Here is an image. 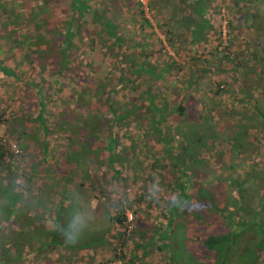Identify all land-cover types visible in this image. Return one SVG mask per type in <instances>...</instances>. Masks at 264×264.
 Returning <instances> with one entry per match:
<instances>
[{"label":"rangeland","instance_id":"374dc122","mask_svg":"<svg viewBox=\"0 0 264 264\" xmlns=\"http://www.w3.org/2000/svg\"><path fill=\"white\" fill-rule=\"evenodd\" d=\"M33 1L0 0V9L27 14ZM42 1L35 9H43L41 13L52 30L66 23L68 9H75L74 0ZM76 1L90 9H104L113 17V32L120 37L113 59H121L118 65L111 62L112 58L100 65L80 64L83 54L78 44L83 42L91 48L105 39L100 46L106 48L112 38L90 18L79 19L84 36L73 40L72 69L56 89L53 86L60 82L55 78L58 34L45 31L44 26L33 29L32 24L7 19L5 12L0 15V67L7 65L15 72V76L0 73V136L14 140L20 154H12V160L0 168V184H5L0 189V264H95L119 251L132 256L135 264H217L216 257L190 236L194 232L202 236L214 229L211 219L215 221L218 213L213 207H223L225 212L236 207L238 186L232 178L238 182L245 177L240 184L242 212L260 222V236L264 238V203L259 207L264 198V34L257 33L264 28V0H234L233 9L238 10H233L232 22L220 9V16L214 18L220 38L218 45L211 47L214 54H207L208 46L190 54L180 44L175 54L180 61L171 60L167 53L173 47L158 50L149 46L153 38L169 44L167 34L156 24L155 34L140 28L129 0ZM158 2L165 7V0ZM144 6L145 16L155 21L154 13ZM246 21L250 26L243 24ZM231 29L233 43H228L226 35ZM88 33L93 37L91 42ZM144 44L148 45L144 48ZM35 47H43L37 51L46 56L36 66L30 59L34 52L28 51ZM112 54L106 52L104 59ZM155 67H166V71ZM86 79L100 84V89L83 84ZM33 83L45 95L42 114L46 134L36 119L39 94ZM104 88L105 92L114 89L111 98L118 111L142 101L141 107L136 113L126 112V116L121 112L120 121L112 122L98 96ZM148 92L153 104L159 106V119L149 114L153 111L139 114L149 101ZM78 93L82 96L77 97ZM151 104L149 109L153 110ZM178 104L184 106L181 114L175 109ZM153 117L158 122L150 126ZM70 124L74 133L66 137ZM155 126L162 130L164 140L157 138ZM111 133L116 135L113 150L117 156L109 163ZM43 141L47 148H42ZM165 147L178 156V162L188 164L189 194L171 221L168 215L171 202L176 200L178 180L173 162L177 160L164 153ZM114 167L119 170L116 176L111 175ZM218 179L220 188L226 189L223 193L212 188ZM13 181L23 182V186L16 193L17 206L9 209V192L13 193L9 184ZM38 183L41 185L36 186ZM200 187L209 189L214 198L212 206L206 203L203 192L197 193ZM200 199L205 208L209 207L205 215L212 212L208 219L202 220L204 215L200 216L192 203ZM118 201H123L125 218L112 223L109 215L116 212L114 203ZM58 205L63 207L60 215L71 242L101 236L104 241L76 251L70 261L61 260L62 246L48 244ZM254 229L250 226L244 231L241 246L249 238H259ZM252 251L254 243L243 252L233 250L224 264H244ZM256 257L252 264H264V242ZM109 263L121 264L117 259Z\"/></svg>","mask_w":264,"mask_h":264},{"label":"trees","instance_id":"16d2710c","mask_svg":"<svg viewBox=\"0 0 264 264\" xmlns=\"http://www.w3.org/2000/svg\"><path fill=\"white\" fill-rule=\"evenodd\" d=\"M76 2H73V6L75 7V9H68L69 12L66 13V23L63 24V26H61V28L56 27L53 30L49 28V25L46 24L48 23L47 20H45V16L41 13V11H43V9H35L37 7H40L44 2L42 0H36L33 1V7H30V11L27 12V14H23L20 11H15L14 9H0V15L5 12L4 14L7 16V19H9L8 17H13L14 19H18L19 22H23L25 25H33V29L36 27H41L44 26L45 31H52L55 34H58L57 37L59 36V47H58V52H55V54H58V59L55 60V62H57V66H56V71H57V77H55L57 79V81H60L59 83H55V85L53 86L54 89L58 88L61 86L62 82H65L64 79H66V73L71 71L72 69V65H71V55H73V48L71 47V45L73 44V40L75 41L76 38L78 37H83V31H81V25L78 24V20L82 19V18H90L93 22L98 23L100 26H102L103 31H106V34H108L112 40L111 43H107V47L103 48L102 43L105 40L99 41L98 45L94 44V46L92 45L91 48H86L88 47V45H85L83 42L77 45L78 48H82V54L83 56L81 57V61L83 66H85L86 63L89 62V65H92V63H96V64H103L104 62H109L112 58V63L114 65H118L120 62V57L113 59V55L116 54V51H114V47L115 45H118L119 41H120V37L118 35L115 34V32H113V29L115 27V23L113 21V17L110 14H106L104 9H100V11H98L99 9H90V7H88L87 5H82L81 2H77L76 0H74ZM42 2V4H41ZM133 3V5L137 8L136 11L138 13H140L141 15L144 13V9L142 8V3L139 2V0H135V1H131ZM149 3L150 1L147 0L146 1V6H148V9L150 10L149 7ZM79 4L80 7H78L77 5ZM140 4V5H139ZM264 5V3H263ZM147 9V10H148ZM8 11V12H7ZM52 11H50L51 13ZM40 13V14H39ZM39 14V15H38ZM253 14V13H252ZM55 15V14H52ZM44 19V20H43ZM251 21V20H250ZM46 24V25H45ZM245 26H250L249 22L246 21L243 23ZM91 31V30H89ZM257 33H261L264 34V28L261 30V28H259V31ZM62 34V37H61ZM92 35L90 33H88V40L91 42V40H93V37H91ZM14 38V36H13ZM15 40V38H14ZM119 40V41H118ZM93 43V42H92ZM90 44V43H89ZM51 46V45H50ZM97 46V47H96ZM44 49L43 47H35V49H31L29 48L28 51H32L34 52L33 55H31L30 59L31 62L36 66V64L38 65L41 61V64L44 62L45 57L46 56H41L42 53H40L39 49ZM37 51V52H35ZM263 51H264V47H263ZM42 52L44 53V50H42ZM106 52H111L113 53L112 55H109L108 57H106V59H104V54ZM46 53V52H45ZM48 54V53H47ZM94 55V56H92ZM259 57L262 58L263 55H258ZM93 59V61H90V59ZM257 61V58H255ZM105 64V63H104ZM40 66V65H39ZM164 68L166 67H162V69L160 68L159 70L162 71H166V69L164 70ZM123 71V70H122ZM121 71V72H122ZM124 75V74H121ZM86 79L84 80L83 84L87 85L88 87L91 88L90 86V82ZM34 86H36L35 88L38 91L39 94V104L40 106L43 108L46 104H45V95L44 92L41 91L40 89H38L39 86L36 85V83H33ZM93 85L96 90L97 88H99V86H101L100 84H91ZM94 88V90H95ZM103 90V89H102ZM217 90V89H215ZM105 88L103 93H98V96L101 98L102 100V104L103 106L109 111L110 116L109 118L112 120V122H116V121H120L119 117H121V112L123 113H136L134 112L136 109H139L138 106L141 107V103L139 104H132L129 108H124L123 111H118L114 105H113V99L111 98V95L114 93V89L109 88L107 90V92H105ZM95 93V92H94ZM103 94H106V96L104 97ZM146 94V92H145ZM82 96L81 93H78L77 97ZM147 96H150L149 101H144L147 102V104H144V109H142L141 112H139V114H143L147 113L148 111H153L152 113H149L150 115H154L157 119L161 118L162 115H159V106L156 104H153L154 99L151 98V94L148 92ZM152 102V104H151ZM150 104L154 106V108H152L153 110L149 109L150 108ZM136 106V108L134 109L133 107ZM175 109L177 110V112L179 114L182 113L184 106L183 105H177L175 106ZM137 111V110H136ZM42 110H39V114L36 115V119L39 121H43L42 118ZM144 112V113H143ZM124 114L125 116L128 114ZM1 115V112H0ZM153 121H157L154 119H150L149 124L151 126V124L153 125ZM84 122V121H83ZM158 122V121H157ZM81 124V123H80ZM72 124L68 125L69 126V132H67L68 136H70L71 134L74 133L73 128L71 126ZM110 125V124H108ZM84 127L83 123H82V127H78L80 130ZM111 128V125L109 126ZM78 128L75 129V131H78ZM42 130H43V134H46L48 132V128L46 125H42ZM66 130V129H65ZM262 129H260L261 131ZM73 131V132H71ZM94 131V130H93ZM155 131L157 133V138L160 140H164L163 139V133L162 130L160 129V127L155 126ZM88 132V131H87ZM116 135H114V137H112V133L110 134V147H109V151H108V160L109 163H112L115 159L114 156L116 157L117 155L114 153L113 147H114V138ZM43 144L45 145L44 147H42L43 149L46 147L47 148V143L43 141ZM108 144L106 145V147H108ZM163 150H165L164 153L170 155V159H175L177 160L176 162H173L175 164L176 169L175 170L177 172V177L178 180L176 182V200L171 204H170V210H169V221H171V215L174 214H178L180 212L179 209V205L182 203V200L186 198V196H188L189 192H187L188 188V180H187V170L186 168L188 167V164H184L183 161H179V159H176V157L178 156H173L170 153V149L168 147H165ZM234 153V151H233ZM19 154V153H18ZM17 154V155H18ZM20 155V154H19ZM13 157V155L10 153V151L7 150V148L5 147V145L0 142V168H5L6 164H7V160H12L11 158ZM172 163V164H173ZM189 171V170H188ZM119 173L118 169H113L112 171V176H116ZM223 179V177L221 178ZM221 179H218L217 182H215L212 186V188L214 189H219L220 185H221ZM30 180V177L28 179V181ZM231 182L235 185H237L238 187L236 188V199L234 201L235 206L234 209L233 207L231 209H229V211L225 212V208L223 207H213V209L215 210V212H217V219L214 221V219L212 220V223L214 224V229L208 232H206L204 235L199 236L197 235L196 232L192 233L190 238L192 239V241H197L198 244L203 245L206 250L208 252H210L211 254H213L214 257H216L217 259V264H224V262L227 260V258L229 257L228 255L232 254L233 250H240L243 252V249L249 245V243H254V251L250 252L248 254L247 260L244 262V264H252V262L254 260L257 259L256 255H258V250L262 248V243L264 242V238L262 237V234L260 236L261 233V227H260V222L256 221V219H254L253 217L249 218L245 215L244 212H242V206H243V194H242V188L240 186V184L242 183V181L245 180V177L242 178V180L237 182V179L235 180L234 178L230 179ZM229 180V181H230ZM195 190V189H194ZM225 188L221 187L220 188V192L223 193L225 192ZM199 192H203L204 193V197H205V201L206 203H209L211 206L214 204V198L212 196V194L210 193L209 189H205V188H199L197 193ZM219 192V193H220ZM9 197H10V202L14 203L16 201V194L9 192ZM10 203V204H11ZM123 203V201L118 203L115 202L114 204L117 205L115 208L117 209L115 213H112L109 215V219L110 221L113 223L114 221L121 223V221L125 218V214H124V209H122L121 204ZM193 204H195L198 208V214H202L204 215L203 218H201L202 220L204 219H208L210 218L211 215V211H207L208 214L205 215V209L209 208L206 205L205 208V204L203 202L202 199L198 200H194L192 202ZM264 203V198L261 199V205L259 207L262 206V204ZM119 204V205H118ZM12 206V205H11ZM204 206V207H202ZM229 207L233 206V201L231 202V206L228 205ZM11 207H9L10 209ZM62 205H58V208L55 210L54 215H52V219H53V223H54V227L52 229V233L49 236L48 239V244L50 245H60L62 246L61 251H60V255L61 260H66V261H70V259L72 260V255H75L76 251H79L80 249H84V248H88V247H92L93 245H98L100 242L104 241L105 238H103V236L99 237V238H91L88 240H84L82 242H71L70 237L67 235L68 231L66 229V225L65 222L62 221V216L60 215V210H61ZM204 208V209H203ZM20 209V208H19ZM203 211V213H202ZM18 216V215H17ZM201 216V215H200ZM250 226H254V230H256V235L259 236L258 239H253L251 240L250 238L247 240V242L241 246V242H242V235L244 233V231L250 227ZM119 233V232H118ZM162 237L164 236V233L161 235ZM118 239L120 240V243H123V239L122 236L118 235ZM114 245H116L114 243ZM117 247V245H116ZM243 248V249H242ZM119 249V248H118ZM120 250V249H119ZM76 258H73V260ZM114 259L120 260L121 264H135L133 257L130 256H124L123 253L121 251H119L118 253H112V257H108L106 259L103 260H99L96 261L95 264H107L108 262H113ZM8 260L5 261V259H3V262H7ZM138 261V260H137ZM109 264H115V263H109Z\"/></svg>","mask_w":264,"mask_h":264},{"label":"crops","instance_id":"0c3cea01","mask_svg":"<svg viewBox=\"0 0 264 264\" xmlns=\"http://www.w3.org/2000/svg\"><path fill=\"white\" fill-rule=\"evenodd\" d=\"M131 1H135V0H129L130 3L128 4V6L132 8L130 10L133 12V14H136L135 17L136 20L138 21V26L142 29L146 28L147 30H149V32L155 34L154 30L156 29L155 27L156 24V26L160 28V30L162 29L160 31L161 33L162 31L164 33L166 32L167 34L166 38L169 39L168 41L169 44H167L166 42H163L161 40H156L153 38L152 40H150V43H148L149 46H153L155 48L158 47V50H164L173 47L172 49L170 48L171 50H167V53L169 54V56H171V60L173 61L174 60L180 61V59H177L175 57V54L178 53V47L180 44H182L183 47L185 46L184 48H187V52H189L190 54L191 52H193V49L196 50L202 46L209 47L207 50L209 52L207 54H214L212 50L213 48L211 47L217 46L220 40V38L217 37L218 35H216V33L218 32L217 31L218 23L215 22L216 20H214L215 15L220 16V9H223L226 11V13H228V16L231 19L230 22H232L233 10H238V9H233L234 0H165V7L161 6L158 0H149L150 12L154 13L153 18L155 19V21H153L151 18L145 16L146 15L145 13H143L142 15L138 13L136 11L137 8L133 5ZM200 13H202L203 15L202 16L200 15V18H198V14ZM226 40L228 43L230 42V40H232L233 43L232 29L230 30V33L226 35ZM146 45L144 44L141 46L145 48ZM190 47H192V49ZM185 58L187 60L189 59L188 57ZM2 64L3 63L0 60V65ZM0 73L15 76L14 70L7 65H5V69H2L0 67ZM45 106L42 108L39 104L38 105L39 109L36 115L39 114V110H42L41 113H43L45 110ZM41 116L43 118V121L41 120L39 121V119L38 121H39L40 129L42 130V125H46V123L43 114ZM38 132L40 133V130L39 131L37 130V134ZM66 137H68V135ZM37 138H41V136H37ZM38 185H41V183L36 184V186ZM4 186H5L4 183L0 184V189L1 187ZM9 186H10L9 189L16 194L17 191L19 192V190L23 186V182L13 181L12 183L9 184ZM36 194L37 193L35 192L33 193V195ZM0 198H1V194H0ZM11 205L17 206L16 202L11 203L9 206L11 207Z\"/></svg>","mask_w":264,"mask_h":264},{"label":"built area","instance_id":"2783aa9c","mask_svg":"<svg viewBox=\"0 0 264 264\" xmlns=\"http://www.w3.org/2000/svg\"><path fill=\"white\" fill-rule=\"evenodd\" d=\"M146 1L147 0H139L140 3H142V6L145 5L144 7H146ZM0 142H2L8 151H10L11 154L16 155L19 152V148L17 143L14 140L9 139L8 137H6L5 135L0 136ZM128 219H130V214L127 217Z\"/></svg>","mask_w":264,"mask_h":264}]
</instances>
